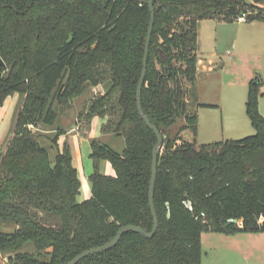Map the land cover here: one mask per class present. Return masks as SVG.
<instances>
[{"label":"trees","instance_id":"1","mask_svg":"<svg viewBox=\"0 0 264 264\" xmlns=\"http://www.w3.org/2000/svg\"><path fill=\"white\" fill-rule=\"evenodd\" d=\"M148 0H0V104L22 101L12 137L0 151V252L9 264H65L109 241L123 225L153 227L149 206L152 150L157 137L140 117L136 89L150 20ZM264 0H154V23L141 90L144 113L162 132L154 187L158 218L148 238L127 231L109 249L77 264H203L201 233L264 232V115L262 82L248 84L246 114L255 133L196 145L197 26L203 19L264 21ZM110 77L86 118L123 137L120 151L90 142L91 195L79 201L81 181L67 144L61 148L58 106ZM192 94L193 101L189 103ZM113 103V104H112ZM183 121V123L181 122ZM56 126L51 157L29 126ZM110 162L115 175L98 171ZM31 207L57 219L45 223ZM13 224V230L3 225ZM34 252L22 251L26 244Z\"/></svg>","mask_w":264,"mask_h":264},{"label":"rangeland","instance_id":"2","mask_svg":"<svg viewBox=\"0 0 264 264\" xmlns=\"http://www.w3.org/2000/svg\"><path fill=\"white\" fill-rule=\"evenodd\" d=\"M260 6L264 10V2L260 3ZM200 26V45L202 50L206 53H217L219 54L218 58L225 62V68L222 71L220 68L216 69L214 72L209 74L208 79H211L212 85L214 84L215 94H198L199 100L215 99L216 102L214 106H200L197 107L196 116H197V128L196 132H193L191 129H186L182 132V137L187 141H194L196 145L203 143L214 142V141H223L227 137L240 138L247 135L255 133L254 128L248 123V128L244 127L243 129H237L236 131L227 130V120L226 113L219 108V104L226 98L227 94H224L227 90L226 86L222 85V81L230 80L237 81V86L231 88V90H238L241 88V84L246 79L252 77L257 78L263 81L264 84V21H258L257 30H251L248 33L246 29L248 24L246 22H222L215 19H203L199 23ZM244 32V33H243ZM248 38V39H247ZM235 42V48H230L234 51V58L230 63L231 66L228 68L230 62L229 55L226 54V48L231 47V44ZM4 61V60H3ZM228 68V69H227ZM100 70L103 74L101 81L98 85L89 87L84 91L78 98L67 102L61 103L58 106V120L57 127L62 131H72L70 133H78L79 140L81 141V148H86V154L84 155V161L82 166L80 160L73 154L72 149L75 145L78 146V138L72 137L71 135L61 134L58 136V144L61 148L65 144L68 145L70 154L73 155V163L78 165V177L82 182L80 188V194L78 200H84L89 198L85 196V193L88 192V187L86 188V179L88 180V175L94 170V161L90 157L91 153V140L93 138H98L101 141L109 144L114 149L120 151L124 145L123 137L114 136L113 130H102L104 124H115L118 122V113L113 116H105L99 121L98 116H94V119L88 120L86 116L87 108L89 104L96 99L100 94H104V83L109 79L110 73L106 65H100ZM249 77V78H247ZM205 80V79H204ZM16 93V94H13ZM8 94L3 102L0 104V151L2 153L5 151L6 146L10 138L12 137L11 133L13 132L14 127V116H13V105L16 103L19 95L17 92ZM235 96L236 100L239 97V94H230ZM193 101L192 94L189 96V103ZM9 102L11 104L10 111ZM261 110L264 113V95L262 98ZM113 104V103H112ZM4 108L6 113H4ZM8 110V111H7ZM260 112V111H259ZM261 113V112H260ZM262 114V113H261ZM15 115V114H14ZM264 115V114H262ZM244 112H242V118ZM101 122V123H100ZM183 123V121H181ZM199 124V125H198ZM225 124V125H224ZM45 127L39 125L34 127L29 126L32 132L37 135V139L40 144L46 146L48 149L49 155L52 157L55 153L54 146L51 145V138L55 135L57 127ZM94 135L93 133H95ZM91 132V133H90ZM9 137L7 141V137ZM231 135V136H229ZM80 137L82 139H80ZM5 143V144H4ZM5 146V149L3 148ZM83 167V170L82 168ZM98 171L106 174L112 175L114 170L110 162L106 159L98 161L97 164ZM109 171V172H108ZM32 211L38 214V217L43 220L45 223L57 225L58 221L55 217L44 214L40 209L36 207H31ZM14 225H3L5 230H13ZM225 236V235H222ZM238 235H234L235 237ZM245 237L240 239L239 244L243 243V249L247 250L246 254L237 250V246L233 244L232 240H222L217 241L214 239H208L203 241V259L208 254V257L211 258L210 264H264V233L261 232L249 233L244 235ZM227 238V237H224ZM22 251L34 252V248L30 244H26ZM9 253L0 252V264H9L8 256ZM247 259H245V258ZM208 260L207 258L204 261ZM209 261V260H208Z\"/></svg>","mask_w":264,"mask_h":264},{"label":"crops","instance_id":"3","mask_svg":"<svg viewBox=\"0 0 264 264\" xmlns=\"http://www.w3.org/2000/svg\"><path fill=\"white\" fill-rule=\"evenodd\" d=\"M222 22H225V21H222ZM232 22H234V21H232ZM199 23H200V21L198 22V26H197V34H198V36H197V45H198V47H197V63H196L197 74H196V80H195V94H196L197 101L199 98L198 94H215L213 91L216 88H215L214 84L212 85V83L210 82L211 79L210 78L208 79L209 74L211 72H214L218 68H220L223 71L225 68L224 66L227 64V63L225 64V62L223 60H220L221 58L219 57V54L214 53L215 51L211 52V53H206L204 50H202L201 45H200V38L201 37H200ZM246 23L248 24V28H246V29H250V30H246L247 33L251 30H257L258 29L257 28L258 21L254 20V21H250V22H246ZM263 27L264 26H260L259 28L263 29ZM230 48H235V42L234 41L231 44V47L228 46V48H226V51H225L226 54L229 55V60H230V62L228 64V66H229L228 68H230V66H231L230 63L232 62V60L234 58V56H233L234 51ZM218 58H220V59H218ZM247 78H249V77H247ZM252 79H254V77H252L250 79H246V81H243L241 84V88L239 89L238 93H237L238 90H235V91L231 90V88L233 89V87L237 86V81H230V80H226L224 82L222 81V85L226 86V88H227V90L224 94H227V95H226V98L223 101H221V103L218 106L227 115L226 120H227V130L228 131H231V130L236 131L237 129H243L244 127L249 129L247 126L248 123L251 125V122H250V120L246 114V111H245V102H246V98H247L248 84H249L250 80H252ZM261 82H262V86H261L260 90H261V92H264V84H263V81H261ZM13 94H16V93H13ZM17 94L19 95V98H17L16 103L13 105V109H12L13 116H15L14 114H15L17 108L19 107V105L21 104V101H22L21 95L19 93H17ZM230 94H239V97L236 100L235 96L230 95ZM263 95L259 96V99H258V108L262 114H264L263 111L261 110V104H262L261 101H262ZM199 102L205 103V104L215 105L214 102H216V101H215V99H207V97H206L204 100H202V99L199 100ZM9 104H10V102H9ZM10 106H11V104L9 105V108H7L9 111H10ZM0 111H2V110L0 109ZM3 111H4V113H6L5 108ZM196 112H199V110L197 111V108H196ZM242 112H244V115H245L243 117H247L249 122H247L246 118H242ZM98 117H99L98 118L99 121H101L100 116H98ZM94 118H92V119H94ZM71 131H72V129L70 131H63L61 134L71 135L73 138L74 137L78 138V143H77L78 146L75 145L74 146L75 148L72 149L74 151H72V152L78 158V162L80 160V163H81L80 166H82V162L84 161V155L86 154V148L85 149L81 148V141H83V139H82L83 137L82 138L80 137V139H82L80 141L78 133L77 134L70 133ZM93 134L96 135L97 134L96 131ZM11 135H12V133H11ZM11 135H9L7 137V141L9 139V137H11ZM229 136H231V135H229ZM226 139H238V138L227 137ZM206 143H209V142L207 141ZM3 148L5 149V146ZM1 151H3V150L1 149ZM71 156L73 157V155H71ZM73 162L74 161L72 160V163ZM73 165L76 167L77 172H78V165H76L74 163H73ZM81 168L83 170V167H81ZM112 175H115V171ZM87 182H88V184H86V188L88 187V192L85 193V196L90 197V195H91L90 183H89V180L86 179V183ZM81 184H82V182H81ZM79 194H78V196H79ZM78 196H77V199H78ZM79 201H82V200H79ZM263 233L264 232H261V234H263ZM247 234H249V233L223 234V233H215V232H202L201 233L202 253H203V241H205V240L214 239L217 241H222L225 239V241H226V240L231 239L233 244H235L237 246L236 248H237V250L240 251V254H241V252H244L246 254L247 250L243 249V243L239 244V241H240V239L245 237L244 235H247ZM222 235H225V236H222ZM234 235H238V236L232 237ZM224 237H227V238H224ZM205 258H207L209 261L208 260L204 261ZM205 258L203 259V254H201L202 263L203 264H210L211 258L208 257L207 253H206Z\"/></svg>","mask_w":264,"mask_h":264},{"label":"water","instance_id":"4","mask_svg":"<svg viewBox=\"0 0 264 264\" xmlns=\"http://www.w3.org/2000/svg\"><path fill=\"white\" fill-rule=\"evenodd\" d=\"M153 2L154 0H148L147 2L149 10H150V20H149V26L147 30V36H146V42H145V48H144L142 72H141V76H140L137 89H136V104H137L138 113L140 117L144 120L146 125L154 131L157 137V142L155 143L153 150H152L151 177H150V185H149V206H150L151 214L153 216V227L150 231H146L145 229H143L141 226H138V225H132V224L123 225L119 228L116 235L113 236L109 241L99 246L90 247L80 252L79 254H77L75 257H73L70 261H68L65 264H77V262H79L82 258L86 257L87 255L102 252V251L109 249L110 247L114 246L118 242L122 234L127 231L137 232V233L142 234L145 237L150 238L155 234L158 228V218H157V214L155 210L153 197H154V187H155L156 174H157V158H158V152L162 146L163 136H162V132L151 122L150 118L144 113L142 104H141V90H142V86L144 84V78L146 75L147 57H148L151 33H152L153 23H154ZM2 65H4V61L0 56V66Z\"/></svg>","mask_w":264,"mask_h":264},{"label":"built area","instance_id":"5","mask_svg":"<svg viewBox=\"0 0 264 264\" xmlns=\"http://www.w3.org/2000/svg\"><path fill=\"white\" fill-rule=\"evenodd\" d=\"M236 20L239 22H245L246 21V14L243 13V14L237 16Z\"/></svg>","mask_w":264,"mask_h":264}]
</instances>
